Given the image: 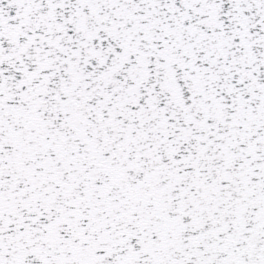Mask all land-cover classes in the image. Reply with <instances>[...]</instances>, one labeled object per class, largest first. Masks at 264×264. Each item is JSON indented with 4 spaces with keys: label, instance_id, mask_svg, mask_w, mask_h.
Wrapping results in <instances>:
<instances>
[{
    "label": "snow or ice",
    "instance_id": "obj_1",
    "mask_svg": "<svg viewBox=\"0 0 264 264\" xmlns=\"http://www.w3.org/2000/svg\"><path fill=\"white\" fill-rule=\"evenodd\" d=\"M0 264H264V0H0Z\"/></svg>",
    "mask_w": 264,
    "mask_h": 264
}]
</instances>
